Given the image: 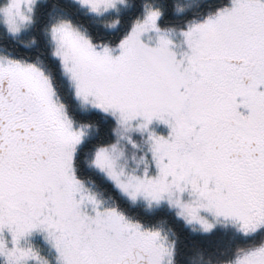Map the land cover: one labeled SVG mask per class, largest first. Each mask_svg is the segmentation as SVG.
Returning <instances> with one entry per match:
<instances>
[{"label": "snow or ice", "instance_id": "1", "mask_svg": "<svg viewBox=\"0 0 264 264\" xmlns=\"http://www.w3.org/2000/svg\"><path fill=\"white\" fill-rule=\"evenodd\" d=\"M0 264H264V0H0Z\"/></svg>", "mask_w": 264, "mask_h": 264}]
</instances>
